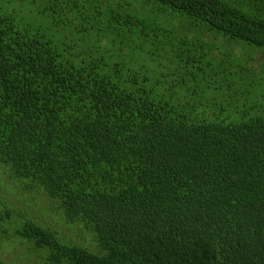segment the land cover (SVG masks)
<instances>
[{
  "label": "trees",
  "instance_id": "16d2710c",
  "mask_svg": "<svg viewBox=\"0 0 264 264\" xmlns=\"http://www.w3.org/2000/svg\"><path fill=\"white\" fill-rule=\"evenodd\" d=\"M0 264H264V0H0Z\"/></svg>",
  "mask_w": 264,
  "mask_h": 264
},
{
  "label": "rangeland",
  "instance_id": "374dc122",
  "mask_svg": "<svg viewBox=\"0 0 264 264\" xmlns=\"http://www.w3.org/2000/svg\"><path fill=\"white\" fill-rule=\"evenodd\" d=\"M30 213L31 214L33 213V214L37 215L38 217L41 216V212L39 211V208L37 206V202L36 201L32 202V208L30 209Z\"/></svg>",
  "mask_w": 264,
  "mask_h": 264
}]
</instances>
